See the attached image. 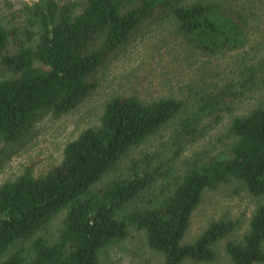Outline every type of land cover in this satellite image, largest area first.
<instances>
[{
  "label": "trees",
  "instance_id": "trees-1",
  "mask_svg": "<svg viewBox=\"0 0 264 264\" xmlns=\"http://www.w3.org/2000/svg\"><path fill=\"white\" fill-rule=\"evenodd\" d=\"M162 8L163 17L176 24L186 60L202 67L189 82L190 96L167 94L148 101L114 96L100 125L69 141L60 162L44 175L24 171L3 182L0 264H99L101 250L125 238L130 222L146 232L148 245L163 254V264L212 262L214 244L232 233L237 221L214 220L193 241L183 238L204 192L234 181L246 187L256 207L242 239L227 242L228 254L232 264L264 262V0L25 3L27 40L37 36L36 43L20 40L19 28H6L0 18V144L18 142L42 111L57 116L83 102L91 90L88 78ZM11 39L20 43L16 51L10 49ZM211 65L228 70L222 75ZM225 117L233 138L228 155L193 160L146 205L121 214L153 186L158 169L134 170L93 187L126 153L175 119L177 136L184 139ZM63 211L59 235L49 242L40 232ZM27 239L32 240L30 258L14 249Z\"/></svg>",
  "mask_w": 264,
  "mask_h": 264
},
{
  "label": "rangeland",
  "instance_id": "rangeland-1",
  "mask_svg": "<svg viewBox=\"0 0 264 264\" xmlns=\"http://www.w3.org/2000/svg\"><path fill=\"white\" fill-rule=\"evenodd\" d=\"M34 1L0 0L3 25L8 29L19 28L18 37L22 41L28 39L24 28L28 22L21 8L25 3ZM173 1L182 3L188 0ZM165 12L166 8L159 9L155 21H148L134 31L127 42L105 58L88 78L91 84L89 96L77 107L57 116L50 110H44L33 119L18 142L0 144V185L16 179L24 171H29L35 177L44 175L60 162L69 141L84 129L100 125L105 106L114 96L135 95L144 101L167 94L184 98L190 96L189 82L196 70L202 67H197L194 62L191 65L192 61L186 60L188 50L180 40L174 21L163 17ZM11 40L10 49L16 51L20 43ZM36 41L37 36L26 42ZM216 68L221 69L222 75L228 70V67H214V70ZM2 76L7 75L2 72ZM237 113L240 111L236 110ZM229 121L225 117L219 123L207 125L203 134L183 139L177 136L179 120L175 119L126 153L93 187L97 189L114 178L133 175L134 170L144 174L158 169L157 181L153 186L128 203L121 214L142 207L151 198L162 194L165 185L183 174L193 160L202 161L211 155H228L233 141L228 132ZM255 207V199L239 182L223 183L214 189H207L191 216L183 241H193L214 220L227 218L237 221L238 225L232 233L214 244L217 252L214 261L198 263L186 260L182 264H232L227 242L242 239L248 231ZM63 217L64 211L53 218L46 230L40 232L49 242L57 239ZM31 242V239L21 240L14 249L22 250L30 258L33 256ZM163 261V254L148 245L146 232L133 222L129 223L125 238L110 243L99 254V264H163Z\"/></svg>",
  "mask_w": 264,
  "mask_h": 264
}]
</instances>
